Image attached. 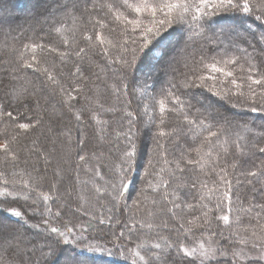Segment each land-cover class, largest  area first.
I'll use <instances>...</instances> for the list:
<instances>
[{
	"label": "trees",
	"instance_id": "obj_1",
	"mask_svg": "<svg viewBox=\"0 0 264 264\" xmlns=\"http://www.w3.org/2000/svg\"><path fill=\"white\" fill-rule=\"evenodd\" d=\"M30 1L0 0V105H3L7 111H12L20 122H27V118L33 117L37 112L44 117L43 124L38 125L36 130L30 133L35 134L34 139H27L29 134L20 138L27 139L29 145L33 146L31 157L35 160L27 167L28 172H41V160L44 157L40 158V156H47L46 153L53 150V152H60L61 156L66 159L65 164L67 168H70V171L66 174L67 178L72 177L73 172L83 173L87 167H89V170L95 169L93 174L99 175V171H101V165L97 163L101 158V156L99 157V149L109 146L100 139L108 136L115 123L116 128H119L117 120L122 118L124 121L127 120L125 126L128 125V127L119 130L116 135H120V140L125 138V143L122 145L124 146L123 149L126 148L128 141L125 133L128 132L130 125L128 122L129 117L125 115V112H129L128 107L136 108L138 101L143 100L145 105L148 106L149 117L155 115L157 119L155 124L151 126L148 124V129L145 131L137 127L141 120L140 117L134 121L136 127L133 124L131 126L132 132L135 133V136H133L135 158L126 175L129 176L131 172L134 174L133 178L125 179L124 198L128 196V199L144 204V207L147 208L146 213H152L151 215L145 213L144 221L160 225L163 220H167L169 229L165 230H168V234L172 231L173 236L176 237L173 232H175L178 222L170 219L169 212V209L173 208L175 203L181 206L175 211L183 218L193 212L203 211V213H208L210 223L202 228L209 234L208 238L214 244L225 240L230 245L228 249L233 246L239 249L242 246L235 244L233 239L251 237L253 231L259 233L260 224L264 223V209L253 207L251 213L238 211V209H247L253 205L264 204V176L246 178L242 175L244 171L252 168L253 163L261 165L264 161V154L257 150L258 147L264 146V111L253 112L247 105L233 107L228 100L222 99L223 92L228 88H234V86L228 84L223 77H219V73H211L208 65L213 60L218 61L220 62L218 66L226 67V70L232 68L235 70L234 74L239 76L242 75L241 70L236 65L225 66L223 60L235 58L238 64H244L245 68L248 62L256 64L264 62V39H262L264 37V17L257 19L259 13L256 11L244 13L239 10H221L204 17L200 23L192 26H189L188 23L173 24L149 38L146 46L136 53L137 58L132 67L127 69L125 75L121 78L117 75V70L121 68L120 63L113 64L110 58L96 56L93 54V50H88L87 55L82 53L83 59L76 56L78 47L84 45L81 39L82 33L85 27L91 30V25H85L80 20L78 12L73 13L71 8L67 11L64 9V5L68 4V0H45L43 8L35 9L33 8L35 5H33V7H29L28 12L22 13V10ZM32 1L41 3L43 0ZM129 2L135 3L137 0H129ZM240 2L243 3V0H240ZM252 3H258V0H252ZM89 7L91 6L89 5ZM15 11L19 13L15 15ZM209 12L211 13L213 10L209 9ZM144 24L147 25L148 21L144 20ZM123 27L124 23L121 21L117 25L118 30L109 34L108 38L113 43L121 39L119 29ZM128 28L130 31L131 26L129 25ZM253 28L257 31H253ZM107 31L105 29V32ZM177 34H180L177 42L170 43L169 41ZM38 37L43 38L42 42L50 44L52 48L58 49L59 52L67 53L60 56L59 52L45 51L40 53V50H37V55L42 60V66L48 67L53 75L59 73L57 79L65 87L75 82L79 87L84 88V93L77 98L79 103L76 101H73V103L76 104L77 109L81 107L97 109L96 120L90 119L86 111L83 118L77 121L66 108L62 109L59 102L60 97L53 94L51 88L46 86V77L42 71L36 72L33 69H24L19 73V79L11 80V76L16 75L12 72L16 60L13 49L20 48L23 43L34 41ZM137 40L138 43L135 47L139 48L140 43L143 42L139 38V31H137ZM65 41H68L69 44L67 48L65 47ZM131 47L133 46L129 45L127 53H123L118 49H111V52L117 57L125 55L131 60ZM245 51L247 56H245ZM27 55L30 56L31 53L29 52ZM159 61L161 63L155 68V63ZM77 64L83 70V81L77 80L76 76L73 75ZM193 68L205 76L211 74L218 77V79L205 81V87H180L178 90L173 88L172 91L184 102L181 107L192 117L202 115L208 117L213 124H216L217 120L220 122L227 121L231 125V138L236 139L239 137L240 144L246 146L244 155L234 153L230 146L229 154L225 155L220 144H218L211 150L212 156L204 158L208 161L207 163L200 160L197 153L191 151V149L199 145V140L202 137L193 142L190 134L185 135L186 126L181 123L180 117L175 112L169 113L167 111L170 105L166 99L164 100L165 123L163 125L159 123L160 105L158 101L164 99V93L169 90L171 85L181 84L185 79V75L189 74ZM145 73L147 75H144ZM187 79L190 81L192 76L188 75ZM125 84L127 85L126 95L124 94ZM13 85L17 92H23L27 88L29 92L35 94L27 95L26 99L17 103L10 92ZM213 85L215 86L213 87ZM214 92H219L220 95H214ZM84 95L91 98L90 105L83 98ZM235 99V96H233L232 101L234 102ZM37 101H39V106H37ZM207 103H210L211 107ZM100 104L103 105L102 108L99 107ZM153 104H155V113L152 111ZM213 117L216 119H213ZM7 121L6 116L3 121H0V133L5 130ZM105 121L107 123H104ZM173 128H176L175 132H171ZM8 131H11V129H8ZM157 131L165 133L163 137H159V140L164 144V149L156 148L153 137L156 136ZM197 131L199 130L197 129ZM170 132L171 135H169ZM52 135L55 146L49 149L48 140ZM81 141L84 142L83 145L80 143ZM22 142L20 140V143ZM86 147L90 149L89 154L84 161H77L76 157L79 152L81 153ZM189 152L192 159L200 160V163L204 165L202 170L198 165L185 164L182 153L188 154ZM218 152L220 156L217 158L216 154ZM150 157L154 167L148 164ZM165 160L168 162L166 163ZM177 160L181 161V167H184V171L176 168L175 162ZM222 168L227 170V178L232 181L233 208L228 225L223 220L216 219L222 213L214 208L218 194L225 191V185L220 182V176L225 174L221 171ZM146 169L150 173L148 176L145 175ZM135 172L137 173L135 174ZM115 175L117 177L119 175L116 169H114L113 176ZM249 179L253 180V184L246 182ZM149 181H151V185H149ZM193 181H196L195 187L192 186ZM48 186V180L45 177L41 178L39 188L43 189ZM142 189L150 195H148V201L144 195H141ZM103 194L105 196L106 193L103 192ZM165 194H167V199H164ZM201 196L206 197V199L201 200ZM4 199H6V202L2 203L4 209L0 208V214L8 222L15 223V226L9 225L7 228L18 227L25 235L27 230L23 228V223L10 214V210L13 208L10 207L12 199L8 201L5 196ZM153 200L156 201L155 204ZM38 201L40 204L42 203L40 199ZM204 203L208 204V208L198 206ZM188 205L196 207L190 210ZM209 208L213 210L209 211ZM15 209L20 211V209ZM224 210L227 211V202H225ZM258 213L260 214L259 217H257ZM116 216L119 220L118 226L122 225L126 217H121L119 211ZM237 216L241 217L239 223L236 222ZM62 218L56 219L57 221L53 224L61 227ZM258 219L260 223L257 222ZM49 227L51 225H46L41 230L47 231L48 234ZM209 228L210 232L206 231ZM70 229L78 232L72 226ZM145 229L148 228L145 227ZM115 230L116 228L113 229V231ZM152 230L160 231L163 228L154 227ZM193 234L191 240L188 238V242L200 238L195 233ZM89 236L90 234L83 237L88 238ZM92 237L100 238L95 235H92ZM230 240H232V243H230ZM25 242L27 243V239H25ZM151 244L148 242L143 245L147 250ZM215 247L219 248L218 244ZM63 248L71 249L81 256L74 260L76 264H131L130 261L126 262L121 258L110 256L108 253L99 254L94 250L76 249V247L73 248V245L65 244H63ZM28 253L24 256L25 260ZM83 256H86V259L82 258ZM15 259L14 256H10L6 251L0 249V264H12ZM211 263H216V261L213 260ZM243 264H263V262L261 260H247Z\"/></svg>",
	"mask_w": 264,
	"mask_h": 264
},
{
	"label": "snow or ice",
	"instance_id": "obj_2",
	"mask_svg": "<svg viewBox=\"0 0 264 264\" xmlns=\"http://www.w3.org/2000/svg\"><path fill=\"white\" fill-rule=\"evenodd\" d=\"M83 5V7H81ZM89 5L91 7H89ZM99 5V6H98ZM71 8L73 13H79L80 20L85 23V25H91V30L85 27L84 32L82 33L81 39L84 42L83 46L78 47L76 51V56L83 59L81 54H88V50H93V54L96 56L107 57L111 59V63L116 64L120 63L121 68L117 70V75L123 78L126 73V70L131 68L135 62L137 56L136 53L143 49L146 46V42L153 35L159 34L161 30L167 28L173 24H184L188 23L189 26H192L210 15L215 14L218 11H229V10H239L244 13H249L256 11L259 13L257 19L264 17V0H258V3L253 4L252 0H243V3L240 0H137L135 3H130L129 0H68V4L64 5V9L67 11ZM209 9H212L213 12H209ZM103 13V15H101ZM144 20L148 21V24H144ZM123 21L124 27L119 29L120 38L115 43L109 39V34L111 32L117 31V25L119 22ZM131 26L129 31L128 26ZM203 26V25H201ZM105 29L108 31L105 32ZM137 31H139V38L142 43H140L139 48L135 47L137 45ZM41 37H38L34 41L28 43H23L20 48H14L13 52L16 54L15 67L12 69L13 73L16 75L11 76V80L19 79V73L24 69H33L36 72H43L46 77V86L51 88L53 94L60 97L61 108H66L69 113H71L77 121H80L83 118L84 113L87 111L89 118L96 120L95 108L81 107L77 109L76 104L73 101L79 103L78 97L84 93V88L79 87L75 82L70 83L65 87L60 80L57 79L56 75H53L48 67L42 66V60L37 55V50H40V53L47 52H59L58 49H54L50 44L42 42ZM264 39V37H262ZM129 45H132V59L129 60L125 55H113L111 49H118L123 53L129 51ZM69 46L68 41H65V47ZM31 55H27L28 53ZM67 53L59 52L60 56H64ZM245 56L247 52L245 51ZM220 62L213 60V62L208 65L211 69V73H219V77H223L227 80L228 84L233 85L234 88H228L223 92L222 99L228 100L232 103L233 107L237 105H247V107L253 111H264V62L260 64L248 62L247 67L245 68L244 64H238L235 58L223 60V64L227 65H236L240 70L242 75H235L234 69L218 66ZM77 80L83 81L84 75L83 70L79 64L76 65L75 73ZM191 75L192 79L189 81L187 76ZM218 77L214 75L205 76L202 73L198 72L195 68L189 74L185 75V79L181 84H173L169 90L164 93V99L158 101L160 105V115L159 123L163 125L166 119V113L164 108V100L169 101L170 107L167 109L169 113L175 112L181 120V123L186 126L185 135L190 134V138L195 142L198 138L202 137L199 140V145L191 149L195 151L197 156L200 157V160H204L205 157L212 156V149H214L218 144H220L222 151L225 155L229 154V146L234 150V153L239 155L245 154V147L242 146L239 142V137L236 139L231 138V125L227 122H220L217 120L216 124H213L209 121L206 116L192 117L189 113L185 112L181 107L183 101L180 97L172 91L173 88L179 89L180 87L184 88H193V87H205V81L211 80L215 81ZM240 81L239 83L237 81ZM199 81V83H197ZM215 85H213L214 87ZM246 89V90H245ZM211 90V89H209ZM91 91V89H89ZM12 97L17 103L27 98V95H34V92H29L27 88L23 92H17L15 86L13 85L10 89ZM75 93V95H74ZM124 94H127V85H124ZM214 95H220L219 92H214ZM235 96V101H232V97ZM88 104H91V98L87 95L83 97ZM155 99V98H153ZM37 106H39V101H37ZM99 107H103L102 104ZM148 106H145L143 112L147 114ZM152 111L155 113V104L152 106ZM125 115L129 117V129L125 133V137L128 141V146L122 150V154L118 163L114 164V169L118 170L119 175L116 179L113 180L111 187L112 192L108 195L111 197V200L114 201L112 207L108 209L109 212H112L113 209L118 208L122 199L124 198V187L127 171L130 169L131 164L135 158V143L133 141V136L135 133L132 132L131 125L137 119V115H134L132 112H125ZM8 118L6 122L7 126L5 130L0 133V156L2 160L0 163L11 164L15 168L21 160V152L24 150V147L20 145L21 136H26L34 132L38 125H42L44 117L37 112L33 117L27 118V122H20L17 120V117L14 116L12 111H7L3 105H0V121H3L4 117ZM157 117L154 115L149 117V125L156 123ZM213 119H216L213 117ZM98 123L100 121H97ZM104 123H107L105 121ZM11 129V131H8ZM197 129L199 131H197ZM176 128H173L171 132H175ZM171 132L169 135H171ZM165 133L163 131H157V134L153 139L156 142L157 149H164V144L159 140V137H163ZM83 145V141L80 142ZM19 148V150H18ZM260 153L264 154V146H260L257 149ZM217 158L220 156L218 152ZM183 160L186 165H198L201 170L203 169V164L200 163V160H194L188 154H183ZM80 161L85 160L84 155L79 156ZM167 163L168 161L165 160ZM207 163V160H204ZM27 163V160H25ZM176 168L180 171H184V167H181V161L177 160ZM149 166L154 167L152 158H149ZM214 170V167H213ZM225 174L220 176V182L225 185V191L219 193L217 196L216 203L214 208L216 211L222 213L217 216L216 219L223 220L226 225L229 224L230 216L233 208V191H232V181L227 178V170L221 169ZM4 175L3 172H0V176ZM30 175V174H29ZM56 176H59L60 173L57 171ZM145 175L148 176L150 173L145 170ZM246 178L252 177L256 178L258 176H264V161L261 165H256L253 163L252 168L244 171L242 173ZM40 177H37L34 183L30 180L28 183H22L19 189L15 188L3 193L4 196H12L14 200L24 199L25 201L32 199V204L35 205L34 212L38 213L41 217L45 213H48L55 218H60L62 215H66L70 210V206L65 202L62 205H58L55 213L52 212V208L44 203L43 211H41V205L38 201V198L31 197L29 195H19V192H22L24 189H29L30 192H36L37 188L40 187ZM7 182V181H6ZM239 182V181H238ZM249 184H253V180L246 181ZM151 185V181H149ZM193 187L196 186V181H193ZM49 192H58L57 183L54 181L49 189ZM145 194V190H141V195ZM42 200L47 202L51 197L46 193H41ZM70 195V193H69ZM164 199H167V194H165ZM201 200L206 199V197L201 196ZM238 199V197H237ZM6 201H0L4 203ZM225 202H227V211L225 212ZM136 205L135 211L128 206L126 203L121 209L122 212H128L129 216L126 220L122 222V228L119 230V234L113 233L117 242H120L124 251L125 261L131 260V264H211V261L216 260V264H240V261L243 259L247 260H264V223L260 224V232L253 231L251 237H240L234 243L239 244L242 247L236 249L234 246L231 249L225 250L217 248L213 245L211 240L207 244L205 242H198V246L188 243V237L193 234L192 228H202L204 225H208V213H203V223H197L196 221L200 220V217H195L192 220H188L187 224L192 227H186L185 223L181 222L184 218L179 216L175 209H179L181 206L179 204H173V208L169 209L170 219L176 220L178 226L175 227L176 238H171V232L169 234H164L163 232H156L155 241L150 245L141 254L140 251L133 252L131 247L128 245H123L122 242L127 239L132 241L134 239L133 234L136 233V238L139 239V234L142 229L147 227L148 229L152 228H163L169 229V223L167 220H163L160 225H154L153 223H147L142 218H137V213L140 212L143 207L142 203L138 201L132 202ZM155 204L156 201L153 200ZM201 208H208V204L198 205ZM194 205H188V208L193 209ZM253 207H260L264 209V204L253 205L247 209H238V211H244L246 213H251ZM212 208H209V211H212ZM10 214L19 218L23 221L24 225H27L31 228H38L39 225L29 224L27 219H24V215L21 211L12 208ZM151 215L152 213H147ZM259 213L257 217H259ZM241 217H236V222L239 223ZM109 222L111 223L112 217H108ZM119 222V221H118ZM260 223L259 219L257 221ZM45 223H50L45 221ZM100 224L104 223L103 219L99 220ZM68 231H71L68 228V225L64 226ZM75 227V225H72ZM86 231V229H85ZM210 232V228L206 229ZM127 233V235H126ZM63 232L60 228L56 226H51L48 228V235L44 239V243L47 246V251L41 249V256L51 255L55 252L56 248L60 245L61 240L58 238L63 236ZM211 234V233H210ZM183 237V238H181ZM67 243V241H63ZM77 243H80L77 241ZM230 243L232 241L230 240ZM32 254H35L36 247L32 242H25V237L18 227H9L5 228L0 226V249L6 251L10 256H14L16 259L12 261V264H38L37 261L33 260L31 256L28 257L26 261L24 256L27 255L26 250H29ZM250 245V247H249ZM144 245L137 244V248H143ZM217 257H222L223 259H217ZM65 264H71L70 260H65Z\"/></svg>",
	"mask_w": 264,
	"mask_h": 264
},
{
	"label": "rangeland",
	"instance_id": "obj_3",
	"mask_svg": "<svg viewBox=\"0 0 264 264\" xmlns=\"http://www.w3.org/2000/svg\"><path fill=\"white\" fill-rule=\"evenodd\" d=\"M44 2L45 0H43L41 3H34L31 0L30 3L26 5L25 9L22 10V13L28 12L29 7H33V5H35L33 8L41 9L45 6L43 5ZM15 12H16L15 15L19 13L17 11ZM252 30L253 31L255 30V32L257 31V29L255 28H253ZM179 35L180 34L175 35V37H173V39H171L169 42L173 44L176 43ZM160 63L161 61L155 63V68H157ZM144 75H147V73H145ZM207 104L208 106L210 105V103ZM145 106L146 105L144 101L140 100L138 101L136 108H132V107L127 108L129 109V112H132L134 115L138 114L137 118L140 117L141 120L140 123L137 121V123H139L137 127L144 131L148 129V124H149V110L147 114L143 112ZM209 107H211V105ZM117 121H118L117 126H119V128H116V123H115L112 131L108 134L106 138L105 137H103V139L99 138L101 141H105L109 146L101 150L99 149V157L101 156V158L100 161H98L97 163L101 165V171H99V175H97L98 178L95 174H93L95 172V169L89 170L88 169L89 167H87L83 171V173L73 172V176L67 178L66 174L68 173V171H70V168H67L65 164L66 159H64V157L61 156L60 152L59 153H57V151L53 152V150L48 151L46 153L47 156H40V158L44 157V159L41 160L42 161L41 172L39 173L28 172L27 167L31 165L30 163L34 162L35 159L31 157L33 146L29 145L27 139L29 140L30 138L34 139L35 134H29L26 140L20 139L21 141H23L22 143H20V145L26 147H24V150L21 152V160L15 168H13L11 164L0 163V172L4 173V175L0 176V201H6V199H4V195L2 194L6 193L9 190H12L13 185H15L16 189H19L22 183H28L30 180L34 183L37 177L40 178L45 177L49 183V186L47 188H43V189L37 188L36 192L34 193L30 192L29 189H24L22 192H19L18 194L21 196L29 195L31 197L38 198V200L40 199L42 201V203L40 204L41 211H43L44 203H47V205L52 208L53 213H55V211L57 210L58 205H62L65 202L70 206V210L67 212V214L61 216L63 217L61 220L62 226L58 227L64 233L63 236L58 237L61 240L60 245L56 248L53 254L47 256H41V252H40L41 249L47 251V246L44 243V239L48 235L47 231L41 230V228H43L46 225L55 226L53 223L57 221L56 219H60L61 217L55 218L54 216H51L48 213H45L44 216L41 217L38 213L34 212L35 205L32 204V199H29L27 201H25L24 199L14 200L12 196H7V197L5 196L8 201L12 199L11 200L12 203L10 207L20 209V211L24 215V219H27L29 221V224H36L39 225L40 227V228L39 227L31 228L23 224V228L27 230L25 234L26 236L24 235L25 239H27V242L29 241L32 242V244H34L36 247L35 254L33 255L32 252L30 251L31 246H29V250L27 251L29 252L28 256L25 257L26 261L28 260V257L31 256L33 260L38 262V264H65L66 259L70 260L71 264H76L74 263V260L78 259L81 256H79L78 253H75V251H72L71 249L63 248V244H65L63 243V241L65 240L67 241L65 245H69V246L73 245V248L76 247V249H85L88 251L94 250L99 254L108 253L110 256L118 257L125 261V256L123 254L124 249L120 244V242L116 241L115 236H113V233H116V235H118L119 230L122 228V225L118 226L119 220H117L116 215L117 212L119 211L120 216L121 217L125 216L127 219L129 213L126 211L122 212L121 209L124 207L126 203L128 206H130L133 209V211H135L136 205H134L132 202L136 200L128 199L129 197L127 196L126 198L122 199L118 208L113 209L112 212L108 211V209L111 208L112 204L114 203V201L111 200V197L108 194L113 191L111 184L113 180L117 178L116 175L113 176L114 174L113 165L119 162L118 158L121 157L122 150L124 147L122 144L125 143L124 140L125 138L124 139L122 138L123 140H120L119 137L120 135L119 134L116 135V134L119 132V130L128 127V125L125 126L127 124L126 122L127 120L124 121L121 118ZM133 126L136 127L135 122H133ZM54 146H55V141L52 135V137L48 140V147L49 149H52ZM89 152L90 149L87 147L84 150H82L81 153L79 152L78 156L76 157L77 161H80L79 160L80 155H84L86 157L89 154ZM0 160H2V156H0ZM25 160H27V163H25ZM57 171H59L60 173L59 176L55 175ZM136 173L137 172H135V174ZM133 174L134 173L131 172L129 176L126 175V178L129 177L133 178ZM54 181L57 183V188L59 189V191L49 192L48 189ZM103 192L106 193L105 196ZM41 193L48 194L51 197V199H49L47 202H44L42 200ZM148 195L149 194L146 193L144 194V197H146L145 199H147V201L149 200L148 197L150 196ZM158 207H160V205H158ZM0 208L4 209L2 203H0ZM146 211L147 208L144 207L143 204V207L141 208L140 212L137 213V218H141L142 216V219L145 220L144 215L147 214ZM199 213L193 212L185 216L183 223H185L186 227H192L191 225L187 224V221L192 220L195 217H200V220L196 221L197 223L200 224L203 223V219H204L203 211H199ZM109 216L112 217L111 223L108 220ZM100 219L104 220L103 224L99 223ZM18 221L23 223V221L20 219ZM45 221H49L50 223H45ZM9 225L15 226V223L8 222L0 214V226H4L5 228H7ZM65 225H68V228H70L72 225L78 226V227H73L77 229L76 231L78 232L68 231V229L64 227ZM115 228L116 230L113 231V229ZM167 231L168 230L163 229L160 230L159 232L168 234ZM192 231L193 233L196 234L197 237L200 238H198V240L196 239V241L194 240L188 243L198 246V242L200 241L205 242V244L209 242V238H208L209 234L206 233L203 228L193 227ZM156 232L158 231H153L152 229L148 230L144 228L140 231L139 239L136 238L137 234L134 233L133 234L134 239L132 241H128L127 239H125L122 242V244L130 246L133 252L140 251L141 254H143V252L146 250V247L138 249L137 244H141V243L144 244L148 242L153 243L156 239L155 236ZM170 232H171V238L175 239L176 237L173 236L172 231ZM173 233L176 235L175 232ZM89 234L90 236L88 238L83 237L84 235L87 236ZM92 235L98 236L100 238L98 239L96 237H92ZM192 236H194V234H191L188 238L191 240ZM77 241H79L80 243H77ZM235 241L236 240L233 239V242ZM212 243L215 246L218 244V247L221 249L228 250V248H230V245L227 244L225 240L221 242H217V244L216 242L215 244L214 242ZM82 258L86 259V256H83ZM217 259H223V258L217 257ZM128 261L131 262V260ZM261 261L264 264V260ZM244 262L245 260L242 259L240 261V264H243ZM211 264H216V263H211Z\"/></svg>",
	"mask_w": 264,
	"mask_h": 264
}]
</instances>
